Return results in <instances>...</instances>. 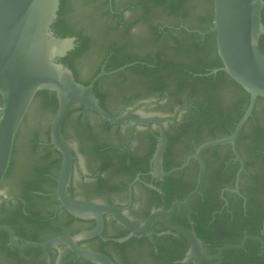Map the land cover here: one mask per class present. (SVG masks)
<instances>
[{"label": "water", "instance_id": "obj_1", "mask_svg": "<svg viewBox=\"0 0 264 264\" xmlns=\"http://www.w3.org/2000/svg\"><path fill=\"white\" fill-rule=\"evenodd\" d=\"M0 264H264V0H0Z\"/></svg>", "mask_w": 264, "mask_h": 264}]
</instances>
